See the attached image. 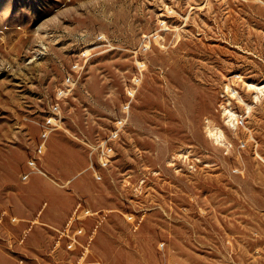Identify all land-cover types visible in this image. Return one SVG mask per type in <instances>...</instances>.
I'll return each mask as SVG.
<instances>
[{"label": "rangeland", "instance_id": "rangeland-1", "mask_svg": "<svg viewBox=\"0 0 264 264\" xmlns=\"http://www.w3.org/2000/svg\"><path fill=\"white\" fill-rule=\"evenodd\" d=\"M248 83L264 0H0V264H264Z\"/></svg>", "mask_w": 264, "mask_h": 264}, {"label": "bare ground", "instance_id": "bare-ground-1", "mask_svg": "<svg viewBox=\"0 0 264 264\" xmlns=\"http://www.w3.org/2000/svg\"><path fill=\"white\" fill-rule=\"evenodd\" d=\"M248 86H251V87H252V86H254V87L256 86V88H258V89L261 90V91H262V89L264 88V85H263V86H258V85L252 84V83H251V84L248 83ZM261 91H260V92H261ZM238 95H239V94H238ZM238 98H239V97H238ZM240 98H242V97H240ZM240 98H239V99H240ZM246 105H247V104H246ZM227 109H228V108H227ZM228 113H229V115H231V111H230V109H229ZM232 113H233V112H232ZM208 126H209V125H208ZM208 128H209V127H208ZM211 128H212V127H211ZM209 130H210V129H209ZM211 130H212V129H211ZM213 131H216V130H213ZM218 131H219V130H218ZM218 131H217L216 133H218ZM213 135H215V134H213ZM213 135H212V136H213ZM219 137H221V133H220V135H215V139H216V140H218ZM219 139H220V138H219ZM221 139H222V138H221ZM213 140H214V139H213ZM218 142H219V141H218Z\"/></svg>", "mask_w": 264, "mask_h": 264}]
</instances>
